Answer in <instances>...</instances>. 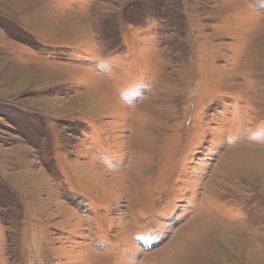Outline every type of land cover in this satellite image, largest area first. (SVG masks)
Segmentation results:
<instances>
[{
  "label": "rangeland",
  "instance_id": "1",
  "mask_svg": "<svg viewBox=\"0 0 264 264\" xmlns=\"http://www.w3.org/2000/svg\"><path fill=\"white\" fill-rule=\"evenodd\" d=\"M247 147L264 0H0V264H264Z\"/></svg>",
  "mask_w": 264,
  "mask_h": 264
},
{
  "label": "bare ground",
  "instance_id": "2",
  "mask_svg": "<svg viewBox=\"0 0 264 264\" xmlns=\"http://www.w3.org/2000/svg\"><path fill=\"white\" fill-rule=\"evenodd\" d=\"M111 98H112V96H111ZM112 99H113V98H112ZM244 149H247V151L250 150V151H252V152H253V151H254V152L256 151V152H258L259 154H261V156L264 157V152H262V151L260 152L258 149H255V148H249V147L244 148ZM246 157L250 159L249 161H251V164L255 165V164H254V160H255V158L251 157L250 155H246ZM262 163H263V160H261V164H262ZM259 164H260V163H259ZM259 164H258V165H259ZM263 164H264V163H263ZM101 172H102V171H101ZM101 172H100V173H101ZM195 220H196V219H195ZM195 220H194V221H195ZM217 222L220 223L219 221H217ZM219 225H221V226L224 227V228H233L232 226H225V225H223L222 223H220Z\"/></svg>",
  "mask_w": 264,
  "mask_h": 264
}]
</instances>
